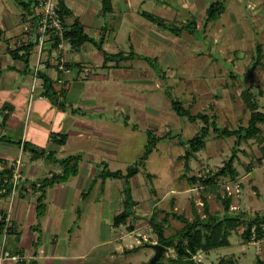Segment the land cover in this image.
Returning a JSON list of instances; mask_svg holds the SVG:
<instances>
[{"label": "rangeland", "instance_id": "rangeland-1", "mask_svg": "<svg viewBox=\"0 0 264 264\" xmlns=\"http://www.w3.org/2000/svg\"><path fill=\"white\" fill-rule=\"evenodd\" d=\"M3 1L11 4L16 13L20 12L21 6L17 0ZM162 1L166 4L170 0ZM171 1L173 4L167 7L169 16L173 14L177 18L178 27L182 26L180 22L183 20L194 23L196 30L193 36L191 31L179 38L165 32L168 35L166 38L164 31L156 27L157 37L153 38L149 37L147 27L130 31L123 26L120 30L121 18L105 15L96 26L109 27L104 49L110 54L122 52L132 57L123 61L119 70L109 68L111 64H108L105 74L102 72L104 56L94 45L89 43L85 46L89 52L85 55L87 62L82 66L80 78H83L81 81L87 87L86 94L92 104L107 106L99 125L105 142L98 144L97 139L74 141L64 153L57 152L54 160L78 154L84 155L83 160L87 163L92 157L101 166L91 163L94 166L91 180L102 170V163L107 164L110 171L127 173L129 168L142 163L151 138L149 132L158 140L169 135L156 145L140 166L139 174L130 180L132 214L128 224L118 228L113 226L114 218L127 208L123 180L107 179L103 193V180L93 184L90 191L87 189L88 183L83 189L75 185L66 209L59 210L56 204L44 207L45 220H42V216L38 220V224L43 225L39 231L41 242L44 243L46 236L57 234V254L71 257L77 264H149L155 253L145 245L158 244V235L153 231L151 221L154 219L163 225L165 237L175 235L184 225L173 214L193 221L196 211L204 219L203 198L208 201L209 212L220 217L225 212L219 197L228 193L232 197L229 216H254L264 211V144L259 140L244 142L235 161L239 171L237 180L220 178L215 191L203 190L198 184H191L190 179H204L223 168L233 154L236 139H224L211 133L206 149L191 159L186 170L182 157L187 147L179 142H187L197 136L201 124L178 116L171 105L175 100L190 108L193 114L215 113L221 128L234 130L247 127L250 112L241 93L250 86L254 87V91L258 87L264 90V58L261 65L256 64L257 45L263 46L264 54V0H199L203 7H210L216 2L225 5V14L214 24H207L204 15H196L198 0L190 3L188 0ZM90 3L99 5L101 1L91 0ZM150 3L148 11L155 12L157 4L154 1ZM68 4L83 19V9L77 8L71 1ZM185 10H190L193 15L187 16ZM2 23V30L9 32V41L14 42L12 47H17L16 44L23 39L22 21L15 26V31L20 27L19 36L6 30V24ZM84 23L88 35L98 40V29L93 25L91 27L90 22ZM172 41L173 44L170 43ZM70 48L67 43L64 48L66 53ZM81 51L84 52V48ZM57 55L56 52L54 57ZM76 57L74 53L72 58ZM35 59L34 56V61H31L32 69ZM91 74L94 77L106 75L108 79L93 81L88 79H92ZM65 77L68 78V75ZM201 93L213 96L202 99ZM258 98L263 106L264 98ZM211 106L212 110L209 109ZM262 129L264 131V126ZM50 170L61 174L57 166L51 165ZM45 176L40 174L38 178ZM49 191L48 198L54 194ZM81 192H89L88 197L83 199ZM248 194L253 203L249 201ZM131 226L133 230H130ZM242 234L241 227L230 237V247L209 253L200 252L195 256V261L218 264L224 258H234L239 264H258L257 258H261L257 255L259 248L247 243ZM133 249L138 251L125 254ZM164 257L167 263L176 254L174 250H169ZM41 264L46 263L42 261Z\"/></svg>", "mask_w": 264, "mask_h": 264}, {"label": "crops", "instance_id": "crops-1", "mask_svg": "<svg viewBox=\"0 0 264 264\" xmlns=\"http://www.w3.org/2000/svg\"><path fill=\"white\" fill-rule=\"evenodd\" d=\"M23 1L29 2L30 0ZM68 1H71L73 5L77 6V8L80 7L83 9V19L75 14L74 10L69 6ZM90 1L91 0L88 2L85 0H65L66 6L73 12L74 17L80 20L81 24L86 29V33L88 32V28L85 26L86 24L84 21L90 22L91 27L93 25L96 28L98 22H101L102 18H104L100 17L102 4L95 5L93 3L91 4ZM152 1L157 5L155 7L156 11L151 13L148 11L147 6L148 4L150 5V2ZM170 1L164 4L165 2L162 0H160V2L158 0H111L113 12L109 15H117V19L121 18L119 21H122V24L119 25L120 30L123 26L130 31H134L137 28L141 30L147 27L149 30V37L152 36L153 38H156L157 35L155 34V30L157 26L145 19L142 16V13L153 14L154 16L165 19L169 22H179L177 21V18L173 17V14L169 16L170 12L167 11V7L169 8L171 3L173 4V2ZM190 1L193 2L194 0H188L189 3ZM175 7H178L177 9H179L178 4H175ZM196 7V15L198 17L204 15V19H207V10L209 7H203V5L200 6L199 0L197 1ZM13 8L14 7L8 2L0 0V30L1 32L3 31L1 23L4 22L7 27L6 30L12 31L15 35L19 36L21 33L20 27L15 31V26H17L18 23H21L26 10L21 7L20 12L16 13ZM184 13L187 14V16L193 15L190 10H185ZM73 21V18H70L67 22L72 24ZM187 22L188 21L183 20L180 23L186 24ZM214 22L206 23L214 24ZM124 23H130V26H125L123 25ZM103 27L106 28L107 42L109 27L106 25L98 26L96 29H98V35L100 36ZM160 29L164 31L163 35L167 38L168 35H166L165 32L168 31L162 28ZM186 32L187 31L184 33ZM9 34V32L4 33L3 31L2 36L0 37V71H2V75L0 76V138L6 136L11 140L10 142L0 140V179L3 170L9 168V165L13 164L14 161L20 160L22 163L20 167L22 176L21 183L24 189L14 202L12 210V231L7 236L2 233L1 224L2 219L6 214V210L8 209L9 200L5 197H2L0 200V253L7 251L12 255L25 257L26 261L24 264H41L42 261L46 264H77V261L72 260L71 257L60 256L57 254V234L52 236L48 235L44 238V243L41 242L42 237L39 231L42 229L43 225L42 223L38 224V220L41 218L42 220H45V209H43L44 214L40 218L37 214V209L39 199L43 193L42 191H39L38 188L41 180L57 174L53 170H50L51 165L59 167L60 173L63 172L62 167L57 164L56 161L65 158H57V160H54V156L57 152L64 153L67 146L74 141L85 142L91 139H97L98 144L105 142L102 139V132L99 129V125L101 124L102 113L107 110V106L99 103H97V105L92 104V101H90L86 94L87 87L81 81L83 78H80V75L83 72L82 70L74 69L73 72L75 73L72 75L73 77L68 76V78L57 71L56 65L61 59L65 60L66 63H79L83 66V64L87 62L85 55L89 52L87 47H85L86 44L82 47L84 48V52L81 51L82 48L76 50L70 46L71 50L67 51V53L66 49H52L44 55L43 65L45 69L41 73L54 83L53 90L55 93H58V98L60 97L59 103H65V106L62 107L54 104L45 96L43 82L40 78L38 79L37 85L34 87V68L32 69L31 67V61H34V56L37 58V48H34L33 50L30 59V69L27 72L25 71L24 63L22 61L13 60L10 55V51L15 48L12 47L14 42L9 41L11 38ZM176 39L177 38H175V40ZM170 43L173 44V41ZM56 52L58 55L57 57H54ZM74 53H76V58H72ZM103 65L102 69L104 71L102 72L105 74L106 68H104ZM111 66L109 68H111ZM9 67L13 69L7 70ZM116 70H119V68ZM90 77H92V79H88L93 81H103L108 79V76L106 75L94 77L93 74H91ZM62 78H66L68 83L67 86L58 83L59 79ZM63 89L67 91L64 97L59 95ZM204 96L211 97L213 95L209 93H201L202 99ZM209 109L212 110L213 106L209 107ZM205 113L211 117L215 116V113ZM87 114H90L92 117L87 116ZM94 114L98 115L93 117ZM98 116L100 118H98ZM64 137L66 138V142L63 145H59L54 141V139L61 141ZM164 140L165 139H162L160 142H163ZM32 149L39 151L43 150L46 155L51 153L52 159H46L45 157L35 159L31 152ZM83 157L84 155L82 156V161L79 165V173L76 177L70 178L65 183L56 184L53 187L46 188L45 196L43 198L45 208H47V204H56V207L59 208V210L66 209L71 197V191L75 185H77L79 189H83L88 183V191L90 188L92 190L94 178L91 180L90 176H92L91 172L94 166L91 163H96V160L91 157L92 160L85 163ZM5 161L7 163L3 166L2 163ZM96 165L98 166L99 164L96 163ZM82 168L84 170H82ZM40 174L46 176L38 178ZM88 179H90V182H88ZM99 181L101 180H98L97 182ZM97 182H95V184H97ZM48 191L54 192L50 198H48ZM84 194H87L88 197L89 192H84L83 194L82 192L80 193V196L82 195V198L86 199L87 197L85 196L84 198ZM248 199L251 203L254 202L250 197V194H248ZM258 214H264V211ZM6 264L12 263L8 262Z\"/></svg>", "mask_w": 264, "mask_h": 264}, {"label": "trees", "instance_id": "trees-1", "mask_svg": "<svg viewBox=\"0 0 264 264\" xmlns=\"http://www.w3.org/2000/svg\"><path fill=\"white\" fill-rule=\"evenodd\" d=\"M18 5H20L24 10L30 11L32 9L35 0H30L29 2H25L23 0H17ZM102 4V10L100 13V17L105 15H109L113 12V5L111 0H100ZM58 10L61 18L64 21L65 26V38L67 43L76 50L81 49L85 44H92L95 48L104 56V68H107L108 64H112L111 68H120L121 63L123 61H127L132 57L126 56L124 53L119 52L117 54H110L106 52L104 49V45L106 42V28L103 27L101 29L100 38L98 40L92 38L86 33L85 27L81 24L78 18L74 17L73 12L66 6L65 0H58ZM226 11L225 5L222 2H216L212 4L207 10V22H214L219 17H221ZM142 16L147 19L152 24L156 25L159 28L165 29L168 32L173 33L174 35L180 36L185 31H191L190 34H193L194 23L187 22L186 24H182V26L178 27L176 22H169L165 19L154 16L149 13H142ZM73 18V23L69 24L68 19ZM2 36V32L0 30V37ZM33 44L28 46L17 47L14 50L10 51V55L13 60L22 61L25 65V71H29L30 69V59L34 50ZM54 49H57V45H55ZM257 60L256 64H262L264 54H263V46L257 45ZM58 71V65H56ZM66 68L70 70L79 69L83 70L82 66L79 63L71 64L66 63ZM13 68H8L7 70H12ZM62 74L60 71H58ZM2 75V71H0V76ZM235 76V75H233ZM232 76V77H233ZM39 78L43 82L44 86V94L50 99L54 104L64 107L65 103L60 102L57 94L53 90V82L45 75L40 73ZM254 91V87L250 86L241 93V98L243 99L247 109L250 112V118L248 120L247 127H240L234 130L229 128H221L217 122L215 116L211 117L206 113H197L193 114L190 108H186L180 101L172 100V110L180 117L187 118L191 123H200L201 128L197 136L187 142H179L181 145L186 146V152L182 159L185 160V169L188 170L189 163L192 158H194L197 154L201 153L206 149L207 139L211 133L218 135L221 138H235V145L233 147V154L229 158V160L225 163L224 167L221 168L214 175H207L204 179L193 178L190 179V183L194 185H199L203 190H216L218 188V180L220 178H230L232 181L237 180L238 171L235 167V161L238 160V151L239 147L244 142L249 140H259L264 144V131L262 126H264V105L261 106L259 103L258 97L264 98V90L261 88H256ZM66 90H62L59 95L65 96ZM44 96V95H43ZM58 99V100H56ZM263 108V111L260 109ZM169 135V134H168ZM165 135L162 139H165ZM149 137L146 154L141 159L142 163H138L135 167H131L127 170V173H123L122 171H110L108 165L102 163V170H100L98 176H95L93 184L98 180H103L101 184L102 193L104 191L105 181L107 179H115V180H123L125 182L124 193L126 194V203L127 208L118 216L114 218L113 226L120 227L122 225H126L129 222L130 216L132 214L131 207L132 205L129 203L131 201V187L130 180L135 178L139 174V168L142 166L143 162L148 158V156L153 152L156 148V145L162 140H158L155 136H153L152 132H149ZM1 141L10 142L11 140L6 136L0 138ZM54 141L63 145L66 142V138L64 137L61 141L54 139ZM264 151V147H262ZM33 157L35 159L45 157L46 159H52V154L49 153L46 155L45 151H39L36 149H32ZM82 161V155L69 156L62 160H57V164H59L63 172L58 175L54 174L50 178H45L40 181V186L38 188L39 191H42L43 195L39 199L38 205V216H43L44 212V196L45 190L48 187H53L56 184H62L67 182L70 178L76 177L79 173V165ZM5 163V164H4ZM2 163L4 166L6 165V161ZM98 166H101L99 164ZM12 169H5L1 173L0 179V189L2 187V180L6 175L11 176ZM35 186V185H34ZM9 191V189H7ZM91 190V188H90ZM89 190V191H90ZM4 196V195H3ZM87 197V194L83 195ZM221 203L224 207V216L220 217L219 215L211 214L209 212V205L207 199L203 198V207H204V215L203 219L195 211V217L193 221L188 220L182 215H178L176 213L173 214V217L183 223L184 227L178 231L175 235L170 237H165L163 225L157 223L154 219L151 221L153 231L158 235V244L165 246L169 250H174L176 257L169 258L167 263L164 262L165 255L157 261L155 264H200L195 261V256L198 253H209L211 251L230 247V237L232 236L234 231L239 230L241 227L243 228L242 238L247 242L251 243V239L254 235L257 241L264 240V214H256L254 216H245L243 214L229 216L231 213V203L232 197L229 195H225L224 197H219ZM78 209V213H79ZM1 214V212H0ZM2 225V224H1ZM130 230H133L132 226ZM254 230V233L252 232ZM138 249H133L131 251H126L125 254H132L137 252ZM258 259V264H264V261L261 258ZM218 264H239L234 258L222 259Z\"/></svg>", "mask_w": 264, "mask_h": 264}, {"label": "built area", "instance_id": "built-area-1", "mask_svg": "<svg viewBox=\"0 0 264 264\" xmlns=\"http://www.w3.org/2000/svg\"><path fill=\"white\" fill-rule=\"evenodd\" d=\"M21 26L23 39L19 44H16L17 47L33 44L35 45L34 48H37V58L33 69L35 87L40 73L45 69L43 65L44 55H46L49 50L54 49L55 45H57L58 50H63L67 44L64 21L58 10V0H35L32 9L24 12ZM57 65L59 66L58 71L64 75L70 76L74 73L73 70L66 68V61L63 59H61ZM58 83L66 85L67 81L62 78L59 79ZM21 165L22 163L20 160L10 164L7 169H12V174L11 176L6 175L2 180L3 189H0V200L2 197L9 200L8 209L2 219V233L5 236L12 231L13 205L24 189L21 183ZM7 189H9V191ZM228 190H230V188H228ZM237 192L240 191L237 189ZM228 195L231 196L229 193ZM252 232L254 233V230ZM251 241V245L259 248L257 255L261 256V259L264 261V250L262 249L264 240L257 241L253 235ZM25 261L26 258L20 255H12L7 251L0 253V264H6L8 262L12 264H24Z\"/></svg>", "mask_w": 264, "mask_h": 264}, {"label": "water", "instance_id": "water-1", "mask_svg": "<svg viewBox=\"0 0 264 264\" xmlns=\"http://www.w3.org/2000/svg\"><path fill=\"white\" fill-rule=\"evenodd\" d=\"M147 248H150L154 251V257L151 259L149 264H155L159 261L165 254L168 253L169 249L160 244H146Z\"/></svg>", "mask_w": 264, "mask_h": 264}]
</instances>
